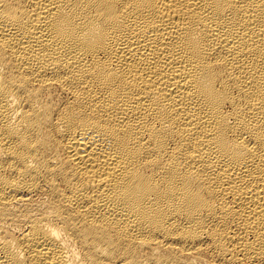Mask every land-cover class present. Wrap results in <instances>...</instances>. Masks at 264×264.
Returning a JSON list of instances; mask_svg holds the SVG:
<instances>
[{"label": "bare ground", "instance_id": "1", "mask_svg": "<svg viewBox=\"0 0 264 264\" xmlns=\"http://www.w3.org/2000/svg\"><path fill=\"white\" fill-rule=\"evenodd\" d=\"M0 264H264V0H0Z\"/></svg>", "mask_w": 264, "mask_h": 264}]
</instances>
